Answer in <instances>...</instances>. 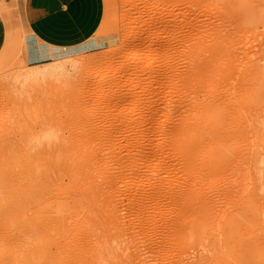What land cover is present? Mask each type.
<instances>
[{
    "label": "rangeland",
    "instance_id": "374dc122",
    "mask_svg": "<svg viewBox=\"0 0 264 264\" xmlns=\"http://www.w3.org/2000/svg\"><path fill=\"white\" fill-rule=\"evenodd\" d=\"M9 12L0 264H264V0H104L38 64Z\"/></svg>",
    "mask_w": 264,
    "mask_h": 264
},
{
    "label": "crops",
    "instance_id": "0c3cea01",
    "mask_svg": "<svg viewBox=\"0 0 264 264\" xmlns=\"http://www.w3.org/2000/svg\"><path fill=\"white\" fill-rule=\"evenodd\" d=\"M8 6L31 64L49 62L63 51L75 55L102 48L96 44L103 42L104 0H0V47Z\"/></svg>",
    "mask_w": 264,
    "mask_h": 264
},
{
    "label": "bare ground",
    "instance_id": "6f19581e",
    "mask_svg": "<svg viewBox=\"0 0 264 264\" xmlns=\"http://www.w3.org/2000/svg\"><path fill=\"white\" fill-rule=\"evenodd\" d=\"M54 52H57V51H54ZM71 55L70 54V51H63L61 53H58L57 55H53L54 58H57V59H62V58H65L67 56ZM65 72H67V70L65 71V67H58V68H53V70H50L48 71V75H52L54 76L55 78L57 77H60L62 75H65ZM41 76H44V75H35L33 73H25L23 75L20 76V80L22 82H29V81H36L38 80L39 78H42ZM2 212V211H1ZM3 218V217H2ZM1 226V225H0ZM5 233V232H4ZM7 235V234H6ZM1 241V240H0Z\"/></svg>",
    "mask_w": 264,
    "mask_h": 264
},
{
    "label": "clouds",
    "instance_id": "9594fccd",
    "mask_svg": "<svg viewBox=\"0 0 264 264\" xmlns=\"http://www.w3.org/2000/svg\"><path fill=\"white\" fill-rule=\"evenodd\" d=\"M52 139L55 140V141L57 142L58 139H59V136H58V135H55V136L52 137ZM39 146H40V145H39V142H37V147H39Z\"/></svg>",
    "mask_w": 264,
    "mask_h": 264
}]
</instances>
